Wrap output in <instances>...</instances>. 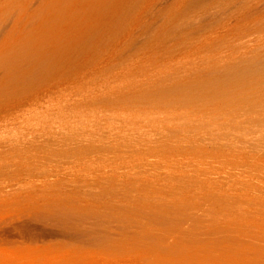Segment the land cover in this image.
I'll return each instance as SVG.
<instances>
[{"label":"rangeland","instance_id":"374dc122","mask_svg":"<svg viewBox=\"0 0 264 264\" xmlns=\"http://www.w3.org/2000/svg\"><path fill=\"white\" fill-rule=\"evenodd\" d=\"M0 264H264V0H0Z\"/></svg>","mask_w":264,"mask_h":264}]
</instances>
